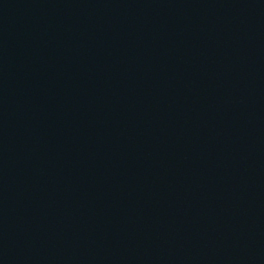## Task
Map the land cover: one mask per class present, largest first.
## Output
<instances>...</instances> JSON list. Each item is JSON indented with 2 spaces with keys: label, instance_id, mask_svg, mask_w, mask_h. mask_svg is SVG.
<instances>
[{
  "label": "water",
  "instance_id": "95a60500",
  "mask_svg": "<svg viewBox=\"0 0 264 264\" xmlns=\"http://www.w3.org/2000/svg\"><path fill=\"white\" fill-rule=\"evenodd\" d=\"M0 264H264V0H0Z\"/></svg>",
  "mask_w": 264,
  "mask_h": 264
}]
</instances>
